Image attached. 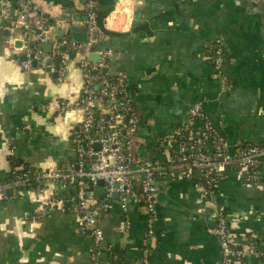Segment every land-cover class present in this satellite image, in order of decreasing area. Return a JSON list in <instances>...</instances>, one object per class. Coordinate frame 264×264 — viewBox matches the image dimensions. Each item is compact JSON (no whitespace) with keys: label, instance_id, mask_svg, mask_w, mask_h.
Returning a JSON list of instances; mask_svg holds the SVG:
<instances>
[{"label":"crops","instance_id":"obj_1","mask_svg":"<svg viewBox=\"0 0 264 264\" xmlns=\"http://www.w3.org/2000/svg\"><path fill=\"white\" fill-rule=\"evenodd\" d=\"M32 1L34 14L52 28H64V37H71L69 25H83L82 0ZM16 2L0 0L6 9L0 28V181L9 175V156L39 169L68 168L75 158L70 132L82 115L74 104L82 85L77 59L68 61L61 82L53 75L59 57L45 67L21 66L25 42L20 29L8 27L11 19L21 20ZM97 9L104 16L93 48L110 49L109 70L126 75L139 114L136 155L167 158L155 139L183 123L199 99L229 143L264 141V0H99ZM50 34L27 44L42 47ZM215 38L227 57L228 88L205 55ZM64 99L71 104L60 109ZM261 172L257 182L243 183L242 172L231 167L206 197L190 179L159 175L151 215L130 198H106L104 183H95L91 203H107L98 245L81 229L77 213L58 205L40 213L52 192L72 202L74 187L49 184L24 195L7 188L0 192V264H138L143 247L147 264H216L218 206L226 208L235 244L247 248L249 233L256 236L243 264H264V165Z\"/></svg>","mask_w":264,"mask_h":264},{"label":"built area","instance_id":"obj_2","mask_svg":"<svg viewBox=\"0 0 264 264\" xmlns=\"http://www.w3.org/2000/svg\"><path fill=\"white\" fill-rule=\"evenodd\" d=\"M99 0H82L86 11L83 25L86 27V39L77 41L62 35L58 39V27H51L44 16L34 14L32 0H17V16L8 27L21 31L24 43L23 55L20 60L22 67L30 69L32 65L41 67L49 65L59 57L56 69L57 81H64L68 69V51L74 49L72 59H77L80 68L82 85L74 104L81 110L78 123L72 127L70 141L75 154L74 162L63 170L45 168L17 171L10 169L9 178L0 181V192L11 189L15 194L40 193L49 184H61L75 188L72 202L56 198L52 192L44 202L40 213L58 205L69 209L79 216L82 230H87L95 244L102 239L99 220L107 209V203L92 204L90 187L97 180L104 183L105 197L109 198L116 192L121 199L130 198L146 206L148 214H153L155 194L158 189L155 178L159 175L177 176L190 179L198 188L200 195L206 197L218 187L229 168H237L242 173L243 183L257 182L262 176L261 166L264 165V141L252 142L239 140L229 143L219 131L212 119L203 110V99L194 101L187 108L186 120L165 132L160 139L162 149L167 158L155 157L143 159L133 151L139 114L130 102L129 85L126 75L122 72L113 73L108 68L110 49L98 52V58L91 60L88 54L94 52V44L98 39L100 19H98ZM6 9H0V28ZM40 28L50 32L49 52L38 44L30 46L27 42L39 34ZM51 29V30H50ZM41 36L40 39H44ZM60 46H63L60 49ZM206 58L216 77L230 86L226 74L227 57L220 39L215 38L206 44ZM68 99L60 100L58 107L67 108ZM175 143V155H171V147ZM99 144V148L96 145ZM230 217L223 206L214 214L213 232L223 252L221 264H243L242 258L255 249L256 236L249 233L247 248L236 245L232 241ZM150 232V229H147ZM146 236L143 243L145 246ZM148 249L142 248L138 264H147Z\"/></svg>","mask_w":264,"mask_h":264},{"label":"water","instance_id":"obj_3","mask_svg":"<svg viewBox=\"0 0 264 264\" xmlns=\"http://www.w3.org/2000/svg\"><path fill=\"white\" fill-rule=\"evenodd\" d=\"M103 16H104V15H103ZM86 18H87V17H86V15H85V16L83 17V19L85 20ZM102 18H103V17H100V21L102 20ZM79 19H80V18H78V20H79ZM68 30H69V32H70V36H71V38H73L74 40H77V41H84V40L86 39V34H87V33H86V27H85L84 25L71 24V25H69ZM64 31H65L64 28H59L58 31H57L58 36H59V37L62 36L63 33H64ZM35 33H36V34H40L42 37L45 35V32L42 31L40 28H36V29H35ZM18 42H19V43H20V42L22 43V40H20V41H18ZM29 45H32V43L30 42ZM19 46H20V45H19ZM42 47H43L46 51H48V50L50 49V43H49L48 41H45V42L42 43ZM62 48H63V46H60V49H62ZM74 54H75L74 49L69 50V57H70V58H72V57L74 56ZM13 57L16 58L17 55L15 54ZM20 58L23 59V58H24V55H21ZM88 58H90L91 60H96V59L98 58V52H97V51H94V52L89 53V54H88ZM50 62H51L50 59H46V63L49 64ZM34 64H35V63H34ZM56 74H57V72L54 71V72H53V75L56 76ZM96 147L99 148V144H97ZM96 183H97L98 185L102 186V185H103V180H102V179H99V180H97ZM9 191H10V190H8V192H9ZM112 195H113V196H116L117 193L114 192ZM220 255H221V257H220L219 261H218L216 264H221V262H222V258H223V252H222V249H221Z\"/></svg>","mask_w":264,"mask_h":264},{"label":"trees","instance_id":"obj_4","mask_svg":"<svg viewBox=\"0 0 264 264\" xmlns=\"http://www.w3.org/2000/svg\"><path fill=\"white\" fill-rule=\"evenodd\" d=\"M97 13H98V19H100V17H103V15L102 14H100V12H99V10L97 11ZM205 52H206V49H205ZM160 137L161 136H158L156 139H155V144L157 145V147H161L160 149H162V146H161V143L159 142V139H160ZM176 145H175V143H173V145H172V147H171V155L173 156V155H175V151H176ZM9 158H10V163H11V169L12 168H16V167H18V168H16V170L17 171H22V170H36V169H39L38 167H36V166H34V165H32V164H28V163H26V162H23L22 160H20V159H17V158H14V157H12V156H9ZM9 178V175L5 178V180H7ZM220 206H218V208H219ZM217 208V209H218ZM223 209L224 210H226V208L225 207H223ZM234 247H237V246H239V245H233Z\"/></svg>","mask_w":264,"mask_h":264}]
</instances>
